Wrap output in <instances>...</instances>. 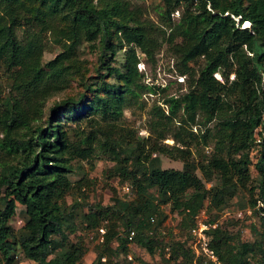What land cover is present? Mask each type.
<instances>
[{"label": "trees", "instance_id": "obj_1", "mask_svg": "<svg viewBox=\"0 0 264 264\" xmlns=\"http://www.w3.org/2000/svg\"><path fill=\"white\" fill-rule=\"evenodd\" d=\"M158 16L155 22L126 0H0V264L21 256L87 264L88 236L71 240L84 228L80 215L88 232L108 221L90 264H111L102 257L114 253L115 241L127 251L122 234L131 230L149 254L169 247L175 264H215L195 259L191 229L207 200L208 221L216 222L234 199L257 216L261 237L245 242L220 224L207 230L210 247L223 264H264V0H162ZM164 46L188 78L181 94L145 83L138 68L143 57L155 63ZM87 48L95 61L82 57ZM147 93L159 96L143 137L123 121L126 109L147 106ZM99 151L114 162L107 178L131 183L134 199L115 192L111 204H86L82 181L73 184L68 174ZM160 156L183 168H162ZM18 204L26 218L15 232ZM162 205L182 215L175 240L163 230Z\"/></svg>", "mask_w": 264, "mask_h": 264}, {"label": "rangeland", "instance_id": "obj_2", "mask_svg": "<svg viewBox=\"0 0 264 264\" xmlns=\"http://www.w3.org/2000/svg\"><path fill=\"white\" fill-rule=\"evenodd\" d=\"M131 3L133 7H140L144 10V16H148L151 20L158 22L159 16L158 13L162 7V0H126ZM178 14L175 13V17ZM248 25V24H247ZM245 25V26H247ZM84 47H82V50ZM58 52V48H53L52 52H46L44 55V59L47 61L51 60L55 57ZM125 52V48L122 50H118L117 60L121 62L123 60V54ZM83 58H87L91 61L96 60V56L94 53H91L89 48L85 49L82 53ZM175 57H173L172 53L168 51V48L164 46L156 56V62L150 63L147 61L145 57L141 59L140 69L141 72L145 74V83L149 84H159L162 88H167V92L170 94H181L187 89V76L184 74H179L175 70ZM202 65V64H201ZM200 66V65H199ZM198 65L195 67L198 69ZM184 79L182 80V78ZM220 78V77H219ZM182 85V86H180ZM75 92L74 87L69 88L66 93ZM64 93V92H63ZM61 93L54 98H52L46 105L44 111L45 116L48 115L49 109L52 104L62 98L66 93ZM159 95H151L149 93L144 94L143 99L147 100V106L145 108H141L139 105H135L125 110L124 115V125L125 126H133L139 131V135L143 137H147L149 135V129L147 127L149 115L148 109L156 100V97ZM160 101V99H157ZM211 126V125H210ZM198 128H194L197 131ZM167 144H174V140L172 138H168L165 140ZM213 149V144L211 143L207 148V154H210ZM256 150L252 152V156H255ZM161 167L162 168H173V169H182L183 163L180 160H172L165 156H160ZM75 169L73 172L68 174L70 181L74 184L79 181L83 183V190H85V195L87 199L86 204H95L101 203L102 205L111 204L112 196L116 192L117 195L123 200H132L136 196V190L133 188V185L129 182L122 183L118 177L107 178L108 171L114 165L109 159V154H105L99 151L96 156L89 161H75L74 162ZM253 175L255 173L253 172ZM88 181V184H87ZM217 180L207 183V187H211L215 184ZM130 186L132 193L127 194L125 191L126 186ZM155 193V190H152ZM156 194V193H155ZM245 191L242 195H245L246 199L248 195ZM73 195L68 196V203L72 202ZM238 199H234L232 204L224 208L220 212V217L218 221L221 224L226 225L228 230L232 233H237L240 231L241 238L245 242H255L257 239L261 237L262 228L259 224V220L257 216L252 214V209L250 207L239 208L237 205ZM209 205V201L205 202V207L201 212L197 215L200 218H206L207 220L212 216L210 213L206 212V208ZM1 207V206H0ZM88 208H83L79 212L84 214L87 212ZM164 214L167 215V219L164 221L165 228L164 232H167V236L174 235L173 239L175 240L179 235V224L182 219V215L179 212H171L170 206L165 205L163 208ZM213 214V213H212ZM25 208L18 204L17 214L11 220V225L14 228L15 232H19L25 221ZM237 222L236 225L230 224V222ZM78 224L80 227H84L82 230L78 231L74 236H71V240H77L79 236H88V240H86V245L88 247V252L84 257V261L87 264H90L96 258V251L98 249V245L94 243L91 235L95 231L88 232L85 230L86 222L82 221L81 215L78 217ZM169 233V234H168ZM168 239L171 240V237L168 236ZM115 243V242H114ZM112 244V248L114 253H107L109 258V262L111 264H124L128 263V255H132L134 264H175L174 259L171 257V249L169 247H165V250L162 251L161 248L157 249L155 254H149L146 249L141 248L137 243L131 246H127L128 250L125 251L123 248H120L118 245ZM118 246V247H117ZM117 247V248H116ZM181 262V260H179ZM178 263V261H177ZM16 264H34L33 261L24 258L21 256L19 262Z\"/></svg>", "mask_w": 264, "mask_h": 264}, {"label": "built area", "instance_id": "obj_3", "mask_svg": "<svg viewBox=\"0 0 264 264\" xmlns=\"http://www.w3.org/2000/svg\"><path fill=\"white\" fill-rule=\"evenodd\" d=\"M179 16V12H176ZM141 63L138 64V68L140 69ZM141 71V69H140ZM219 77V75H217ZM234 75L232 76V78ZM184 77L182 78V80ZM152 95V94H151ZM125 191L127 194H131L132 190L130 186L125 187ZM165 205H162V210ZM157 219V216H152L151 221L155 222ZM108 221H103L99 228L95 230V232L91 235L92 240H94V243L96 245L101 246L106 242V236L108 234ZM220 221L216 222H210L206 218H200L196 217L195 225L191 229V239L189 241V247L191 251L193 252L195 259L201 257L202 255L206 256L209 260H211L215 264H223L220 262L218 255L214 252V250L210 247V237L207 233V230L210 228H217L218 225H220ZM122 236L127 239V246L134 245L136 243V232L135 230H131L130 232H123ZM114 243V242H113ZM115 245L119 246V243L115 241ZM117 246V247H118ZM116 247V248H117ZM129 261L133 262L132 255H128ZM109 258L107 255H104L102 257L103 262H108ZM195 262V261H194Z\"/></svg>", "mask_w": 264, "mask_h": 264}, {"label": "water", "instance_id": "obj_4", "mask_svg": "<svg viewBox=\"0 0 264 264\" xmlns=\"http://www.w3.org/2000/svg\"><path fill=\"white\" fill-rule=\"evenodd\" d=\"M245 24H248V26H245ZM243 27L244 28L251 27V23L249 21H245L244 24H243ZM259 44H261V42H259Z\"/></svg>", "mask_w": 264, "mask_h": 264}, {"label": "bare ground", "instance_id": "obj_5", "mask_svg": "<svg viewBox=\"0 0 264 264\" xmlns=\"http://www.w3.org/2000/svg\"><path fill=\"white\" fill-rule=\"evenodd\" d=\"M248 26V25H247Z\"/></svg>", "mask_w": 264, "mask_h": 264}, {"label": "clouds", "instance_id": "obj_6", "mask_svg": "<svg viewBox=\"0 0 264 264\" xmlns=\"http://www.w3.org/2000/svg\"><path fill=\"white\" fill-rule=\"evenodd\" d=\"M233 76V75H232Z\"/></svg>", "mask_w": 264, "mask_h": 264}]
</instances>
